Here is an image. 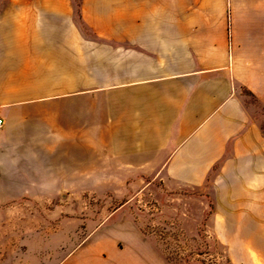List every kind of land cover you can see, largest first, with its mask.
<instances>
[{
	"label": "crops",
	"instance_id": "1",
	"mask_svg": "<svg viewBox=\"0 0 264 264\" xmlns=\"http://www.w3.org/2000/svg\"><path fill=\"white\" fill-rule=\"evenodd\" d=\"M246 86L264 103V0H8L0 183L134 188L108 197L125 213L108 249L58 264H158L141 223L155 190L264 183Z\"/></svg>",
	"mask_w": 264,
	"mask_h": 264
},
{
	"label": "rangeland",
	"instance_id": "2",
	"mask_svg": "<svg viewBox=\"0 0 264 264\" xmlns=\"http://www.w3.org/2000/svg\"><path fill=\"white\" fill-rule=\"evenodd\" d=\"M7 2L0 0V8ZM259 90L239 89L249 118L264 135ZM249 184L205 183L167 196L155 190L141 218L142 228L152 233L147 239L153 260L264 264V183ZM125 192L124 183L121 188L119 183H0V264H58L76 248L106 251L111 237L103 226L118 227L125 218L122 212L115 215L119 204L109 201L129 195Z\"/></svg>",
	"mask_w": 264,
	"mask_h": 264
},
{
	"label": "built area",
	"instance_id": "3",
	"mask_svg": "<svg viewBox=\"0 0 264 264\" xmlns=\"http://www.w3.org/2000/svg\"><path fill=\"white\" fill-rule=\"evenodd\" d=\"M3 125V120L0 119V127Z\"/></svg>",
	"mask_w": 264,
	"mask_h": 264
}]
</instances>
